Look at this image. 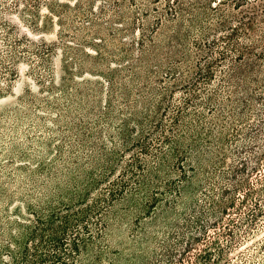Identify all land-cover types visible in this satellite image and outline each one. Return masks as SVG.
<instances>
[{
    "label": "rangeland",
    "instance_id": "1",
    "mask_svg": "<svg viewBox=\"0 0 264 264\" xmlns=\"http://www.w3.org/2000/svg\"><path fill=\"white\" fill-rule=\"evenodd\" d=\"M257 1L0 0V264L79 203L73 264H264V59L235 93L233 53L184 89Z\"/></svg>",
    "mask_w": 264,
    "mask_h": 264
},
{
    "label": "trees",
    "instance_id": "2",
    "mask_svg": "<svg viewBox=\"0 0 264 264\" xmlns=\"http://www.w3.org/2000/svg\"><path fill=\"white\" fill-rule=\"evenodd\" d=\"M260 1L258 0L256 4L263 5ZM248 20L247 23L242 22L243 26H231L227 31L228 33L212 39L210 44L207 45L206 55L199 57L195 62L196 72L194 76L184 84V89L188 91L185 101L195 99V91L200 83L212 80L215 76V68L225 61L229 54H236L235 59L230 62L227 76L230 88H234L231 91L234 93L237 92V87L246 81L249 76L259 72L258 61L264 59V45L261 46L262 50L257 56L254 52L257 43L239 47V43L233 41V36L239 30L252 28L251 21L259 22L260 20L263 22L264 13H252L248 16ZM244 33L249 35L246 31ZM262 36L264 37V33H262ZM219 41L223 42V45ZM244 53L251 54L256 58H244ZM237 115L241 117L243 111ZM237 115L232 112L229 118L235 119ZM144 145L141 144V148H144ZM134 160L141 163L138 157H134ZM255 163H257V160H255ZM132 167V163L127 164L123 173H132ZM178 168L181 170L180 164H178ZM237 188V185L232 186L233 191ZM90 210L91 207L87 203H79L78 205L74 204L73 206L57 209L48 219L36 217L31 234L23 246L22 264H73L74 254L87 244V234L85 237L78 236L80 234L79 228H82L85 232L88 231L86 224Z\"/></svg>",
    "mask_w": 264,
    "mask_h": 264
}]
</instances>
